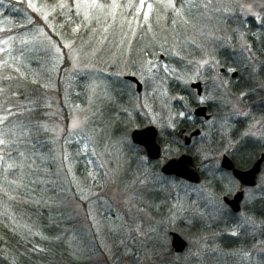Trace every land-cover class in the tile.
I'll return each mask as SVG.
<instances>
[{
    "label": "rangeland",
    "instance_id": "obj_1",
    "mask_svg": "<svg viewBox=\"0 0 264 264\" xmlns=\"http://www.w3.org/2000/svg\"><path fill=\"white\" fill-rule=\"evenodd\" d=\"M130 2L136 5L124 6L127 14L96 11L85 19L80 9L85 30L69 33L62 27L72 18L65 0H0V31L11 34L0 45L11 52L14 46L16 66L34 65L37 79L61 93L49 102L59 114L42 125L52 147L42 186L51 185L47 198L67 215L73 256L81 264H264V219L254 211L264 199V165L257 185L246 188L240 213L223 197L242 185L229 192L221 180L230 173L222 157L239 143L252 140L264 149V55L249 40L264 33V0H173L178 12L169 0H145L172 13L173 28L157 33L147 21L140 38L144 24L127 15L147 8L138 12L139 0ZM225 53L236 67H225ZM128 75L141 80V94ZM197 81L204 103L189 94L198 92ZM197 104H211L214 113L190 145H162V157L151 160L134 143L135 129L154 125L167 138L177 123L195 121ZM190 148L206 180L195 184L162 173L168 160ZM245 218L253 223L241 227ZM172 231L187 240L184 252L174 250ZM234 240L249 244L236 247Z\"/></svg>",
    "mask_w": 264,
    "mask_h": 264
},
{
    "label": "trees",
    "instance_id": "obj_2",
    "mask_svg": "<svg viewBox=\"0 0 264 264\" xmlns=\"http://www.w3.org/2000/svg\"><path fill=\"white\" fill-rule=\"evenodd\" d=\"M48 1L55 3L58 0ZM65 1L68 2L72 18H65L62 27L69 33L77 28L83 32L86 24L76 14L74 1ZM103 2L109 4L108 0ZM117 2L121 5L119 11L127 14L123 7L130 5V0ZM127 16L144 24L137 34V38H140L143 28L148 26L142 17L143 12L132 14L133 17L130 13ZM171 17L172 13L168 14L158 4V8L151 11L148 22L151 21L156 32L161 30L164 34V30L173 28ZM251 24L257 27L256 23ZM9 32L6 35L4 30L0 31V44L2 39L10 37ZM249 40L254 49L264 55V33L259 30L257 40L251 35ZM1 47L4 51H0V62L7 61L8 66L0 67V89L4 90L0 93V118L7 116L8 120L0 124V130L12 129L8 139L13 142L0 152V156L4 157L0 160V264H81L82 258L74 257L68 245L69 228L67 229L65 222L67 215L56 206L55 201L47 198L51 197L53 191L51 185L42 186V178L46 177L42 171L44 157L52 150L51 133L44 131L42 125L54 122L53 117L59 114V108L53 109L49 102H56L55 97H60L61 93L48 90L41 79H37V68L34 65V68L16 66L18 58L13 55L14 46L12 52L8 45ZM7 51L11 54L8 55ZM221 59L226 66H237L231 62L228 53L223 54ZM16 68L20 69L19 73ZM123 98L122 96L121 101H124ZM9 112L13 115H9ZM197 126L195 121L184 119L177 123L173 131L168 132L167 138L160 137L159 141L165 147L169 145L178 149L184 148L180 130L185 128L191 131ZM263 151L258 142L246 140L239 143L229 154L238 167L248 168ZM188 152L195 154L191 148ZM196 161L199 163L198 158ZM8 164L13 167L9 168ZM202 174L206 180L203 171ZM254 211L264 219V199L258 200L257 210ZM241 243L242 246L249 244ZM241 243L235 241L234 244L240 247Z\"/></svg>",
    "mask_w": 264,
    "mask_h": 264
},
{
    "label": "water",
    "instance_id": "obj_3",
    "mask_svg": "<svg viewBox=\"0 0 264 264\" xmlns=\"http://www.w3.org/2000/svg\"><path fill=\"white\" fill-rule=\"evenodd\" d=\"M127 80L137 83V90L139 93L143 92V83L136 77L129 75L126 77ZM192 86L198 89H203L201 82L193 83ZM195 115L197 117H205L207 120L212 118L209 113V108L207 105L198 107L195 110ZM202 133L201 129L193 131L190 135H186V145H190L193 138L200 136ZM132 139L134 143L143 146L146 149L147 155L152 160H159L162 157V146L159 142V130L154 125H149L144 128L135 129L132 132ZM146 140L147 143H141V141ZM264 164V153L258 158L254 164L248 169H242L237 167L235 161L228 154H224L221 166L223 169L230 171L236 176V179L244 187H255L258 183V177L262 171ZM200 166L195 163V158L190 153H184L180 157L172 158L168 160L162 166V173L169 176H176L185 179L189 182L199 184L202 182V174L200 172ZM238 173V175H237ZM243 177V179H240ZM245 199V190L238 191L234 196H225V203L233 210L234 213H240L243 209L242 204ZM173 237L172 246L174 250L178 253H182L188 247V242L185 240L181 234L178 232H171Z\"/></svg>",
    "mask_w": 264,
    "mask_h": 264
},
{
    "label": "snow or ice",
    "instance_id": "obj_4",
    "mask_svg": "<svg viewBox=\"0 0 264 264\" xmlns=\"http://www.w3.org/2000/svg\"><path fill=\"white\" fill-rule=\"evenodd\" d=\"M64 6L65 5H63V4L59 5V7H61V8H63ZM128 6L129 7H135V5H132V4H130ZM167 6L173 8L177 12L179 11V10L175 9V4L173 3V0H169V3H168ZM29 7L33 8L37 12L40 11L39 8H36L35 4L29 3ZM75 7L78 10L77 11L78 15L80 14L79 10L83 9L84 10L83 16H84L85 19H88L92 15V13L96 12V11L108 10L109 14L114 15L115 10L120 8L121 5L117 2V0H111V3L107 4V5H105L104 3H101L100 0H77V3L75 4ZM145 8H147V11H144L143 18H144L145 22H147L148 18H149V13L153 9V5L151 3H147L146 4L145 0H139V7L136 10L139 12V11H143ZM254 15H256V14H254ZM43 18L45 20H47V15H45ZM256 18L260 19V16L256 15ZM29 23H33V22L31 20H29ZM4 43L7 44V41H4ZM21 43H26V41L22 40ZM65 46L71 47V45H65ZM0 51H4V50L0 49ZM56 51L59 52V48H57ZM204 63H208V62L205 61ZM7 66H8L7 61L0 62V67H7ZM16 72L19 73L20 69L16 68ZM21 75H23V74H21ZM185 83H187V81H185ZM3 91H4L3 89H0V93H3ZM200 92H203V89H200ZM189 94L192 97L194 102H197V103H204L205 102V97L200 95L199 92H194V91L190 90ZM178 99L182 103L184 102V97H179ZM5 111H8V109H5ZM9 115H13V113L9 112ZM178 115L180 117H183L185 115V113L184 112H180V113H178ZM245 115H247V114H245ZM6 120H8L7 116H4V117L0 118V124H4V122ZM75 126H78V125L74 121V127ZM168 127L171 128L172 124L169 123ZM11 132H12V129H10V128L7 129V131L0 130V146H3V148H0V152H3L4 149H6L9 146V144L13 142L10 139H8L9 133H11ZM141 143H147V141L144 140V141H141ZM133 147H135V146H133ZM137 150H139V149H137ZM20 155L23 156V153H20ZM3 159H4V157L0 156V160H3ZM7 166L9 168L13 167L12 164H8ZM157 166H159V161L157 162ZM220 171H223V170L221 169ZM237 175H238V173H237ZM240 179H243V177H241ZM221 180L222 181H227V185H224V186L227 187L229 192L232 190V188L239 187V181L236 179V176L233 175L232 173H224L223 176L221 177ZM252 223H253V221H251L250 218H245L243 220V223L240 226L243 227L244 224L251 225ZM231 235L236 236L237 232L234 231V232L231 233Z\"/></svg>",
    "mask_w": 264,
    "mask_h": 264
},
{
    "label": "flooded vegetation",
    "instance_id": "obj_5",
    "mask_svg": "<svg viewBox=\"0 0 264 264\" xmlns=\"http://www.w3.org/2000/svg\"><path fill=\"white\" fill-rule=\"evenodd\" d=\"M229 57H232V56H229ZM233 64H238V63H236V62H234L233 60L231 61ZM225 67H227V68H233V67H236V66H230V65H225ZM226 69V68H225ZM225 69H222L223 71H225ZM238 75V71H235V72H233L231 75H229L230 77H232V78H235L236 76ZM133 85H134V83H132ZM240 85V84H239ZM237 87H238V84H237ZM207 106H208V108H209V113H211L212 115H213V113H214V109H213V107H212V105L211 104H206ZM199 106H201V105H199V104H197L196 106H195V109L197 108V107H199ZM194 112L195 111H193V114H194ZM196 117V120H195V122H196V124L198 125L195 129H198V128H200V125L202 124V121L204 120H206L205 119V117H197V116H195ZM189 120V119H188ZM194 129V130H195ZM194 130H191V131H189V130H187V129H182V130H180L181 131V138H182V142L185 144L186 143V135H188V134H191ZM231 173V172H230ZM204 179V177H203V175H202V180ZM171 233V232H170Z\"/></svg>",
    "mask_w": 264,
    "mask_h": 264
}]
</instances>
